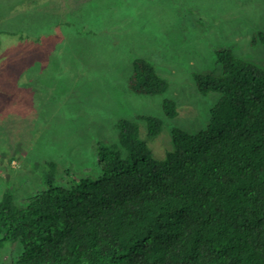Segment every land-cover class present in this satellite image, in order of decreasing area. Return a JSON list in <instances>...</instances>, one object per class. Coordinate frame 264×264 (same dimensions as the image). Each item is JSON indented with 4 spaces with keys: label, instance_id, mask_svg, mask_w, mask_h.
Returning a JSON list of instances; mask_svg holds the SVG:
<instances>
[{
    "label": "rangeland",
    "instance_id": "rangeland-1",
    "mask_svg": "<svg viewBox=\"0 0 264 264\" xmlns=\"http://www.w3.org/2000/svg\"><path fill=\"white\" fill-rule=\"evenodd\" d=\"M257 31L264 0H0V196L26 206L49 179L99 177L98 142H116L122 118L136 120L149 155L164 159L173 128L208 125L220 94L201 93L195 75H219L221 51L264 68ZM136 57L155 66L165 92L128 87ZM164 99L175 102L173 117ZM143 115L161 120L157 135ZM21 250L20 240L3 241L0 264Z\"/></svg>",
    "mask_w": 264,
    "mask_h": 264
},
{
    "label": "trees",
    "instance_id": "trees-1",
    "mask_svg": "<svg viewBox=\"0 0 264 264\" xmlns=\"http://www.w3.org/2000/svg\"><path fill=\"white\" fill-rule=\"evenodd\" d=\"M258 42L264 31L253 34ZM219 58V75H195L201 93L220 94L208 125L173 128L164 159L149 155L136 120L122 118L117 141L98 142L99 177L49 179L26 206L4 191L0 246L22 247L12 264H264V68L231 50ZM128 87L155 95L168 84L136 57ZM162 108L176 115L173 100ZM136 118L160 132L157 117Z\"/></svg>",
    "mask_w": 264,
    "mask_h": 264
}]
</instances>
